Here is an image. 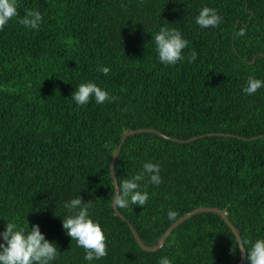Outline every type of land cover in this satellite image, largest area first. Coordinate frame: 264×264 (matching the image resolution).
Segmentation results:
<instances>
[{"label": "trees", "instance_id": "16d2710c", "mask_svg": "<svg viewBox=\"0 0 264 264\" xmlns=\"http://www.w3.org/2000/svg\"><path fill=\"white\" fill-rule=\"evenodd\" d=\"M17 3L18 17L0 30V231L13 216L39 225L60 252L54 264H89L62 228L64 203L80 196L106 234L108 254L91 264H157L162 255L172 264L239 262L233 232L213 212L183 221L158 250H142L113 209L110 162L130 129L184 141L136 133L115 161V179L135 175L145 161L161 166L159 186L141 182L149 193L143 208H117L146 246L172 224L169 208L178 218L220 208L241 239L264 236V88L241 91L249 76L264 79V0ZM203 6L223 17L218 27L195 24ZM31 9L43 17L35 30L18 22ZM161 26L183 34V54L194 50L195 62L158 61L152 35ZM100 66L110 68L107 76ZM86 81L115 101L77 106L71 95Z\"/></svg>", "mask_w": 264, "mask_h": 264}, {"label": "clouds", "instance_id": "9594fccd", "mask_svg": "<svg viewBox=\"0 0 264 264\" xmlns=\"http://www.w3.org/2000/svg\"><path fill=\"white\" fill-rule=\"evenodd\" d=\"M18 17L17 0H0V30L13 19ZM43 20L42 14L36 9L26 10L23 18L18 22L27 29H38ZM223 17L215 8L203 6L195 17V24L199 29L218 27ZM237 35L243 36L241 29ZM155 52L158 61L165 66H174L178 62L187 59L193 63L197 59V53L193 50L189 56L183 54V50L189 46V41L183 34L168 26H161L152 35ZM98 71L107 76L110 68L100 66ZM264 88V79L249 76L245 85L241 88L244 95H254L258 90ZM77 106H86L94 100L95 104L102 105L105 102L112 103L116 97L108 90L98 86L97 83L86 81L80 83L71 95ZM114 190L111 203L114 208L128 209L130 206H141L149 202V193L142 190L141 182L145 186L151 184L159 186L162 183L161 166L150 160L142 164V169L132 175L113 180ZM67 215L62 218V228L76 242V246L84 249V260L91 264L94 260H100L107 256L108 248L106 234L102 230L100 222L94 220L90 213V202L84 203L80 196L66 201L63 205ZM178 211L169 208L166 218L170 223L178 219ZM233 248L230 251L235 254L236 250L246 252L248 264H264V236L255 240L241 239L239 236L232 240ZM59 250L54 242L46 239L40 231L39 225L33 224L29 228L28 223L22 225L17 223L16 217L6 221L3 231H0V264H54L58 259ZM157 264H172L167 255H162Z\"/></svg>", "mask_w": 264, "mask_h": 264}, {"label": "water", "instance_id": "95a60500", "mask_svg": "<svg viewBox=\"0 0 264 264\" xmlns=\"http://www.w3.org/2000/svg\"><path fill=\"white\" fill-rule=\"evenodd\" d=\"M145 131H148V132H154L164 138H167V139H172L176 142H184L183 140H178V139H175V138H171L155 129H137V130H133V129H130L128 131H126L121 139H120V142L119 144L117 145V147L115 148V151L112 155V158H111V162H110V171H111V177L115 180V177H114V164H115V161L117 159V156L120 152V149H121V146L122 144L124 143V141L126 140V138L130 135H133V134H136V133H141V132H145ZM206 135H211V134H206ZM201 136H205V135H201ZM198 136H195V137H192L190 139H188L187 141H192V140H195L197 139ZM186 141V140H185ZM114 211L121 217V219H123L124 221H126V223L128 224V226L130 227V230L131 232L133 233L134 235V238L135 240L137 241V243L139 244V246L141 247L142 250L144 251H147V252H151V251H156L158 250L159 248H161L163 246V244L165 243L167 237L170 235V233L173 231V229H175L179 224H181L183 221L187 220L188 218H190L191 216L195 215L196 213H199V212H213V213H216L218 215L221 216V218L224 220V222L228 225V227L231 229V231L233 232L234 236L237 237L240 236L237 228L233 225V223L230 221V219L227 217V215L225 214V212H223L222 209L220 208H216V207H198L192 211H190L189 213H186L185 215L181 216L180 218L177 219L176 222L172 223L168 228L167 230L164 232V234L162 235V237L158 240L157 244L154 245V246H146L142 240L140 239L139 235L137 234L135 228L129 223V221L123 217L117 208H114ZM246 262V252H241L240 251V260L239 262H237L236 264H245Z\"/></svg>", "mask_w": 264, "mask_h": 264}]
</instances>
